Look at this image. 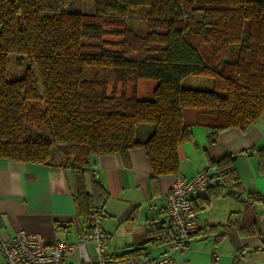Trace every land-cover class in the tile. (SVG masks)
<instances>
[{"label":"trees","instance_id":"16d2710c","mask_svg":"<svg viewBox=\"0 0 264 264\" xmlns=\"http://www.w3.org/2000/svg\"><path fill=\"white\" fill-rule=\"evenodd\" d=\"M135 18L142 34L126 26ZM12 57L15 67L25 66L10 79ZM190 78L199 87L188 86ZM136 81L155 82L147 98L135 85L126 95ZM263 115L264 0H93L89 13L74 0H0V160L47 166L60 155L85 223L92 213L102 218L107 197L96 181L85 192L91 158L124 159L140 147L152 178L173 176L191 127L211 129L214 140L229 129L246 131ZM213 170L210 181L219 183L203 202L228 189L243 194L231 156L210 163L206 172ZM173 239L163 228L146 233V243Z\"/></svg>","mask_w":264,"mask_h":264},{"label":"crops","instance_id":"0c3cea01","mask_svg":"<svg viewBox=\"0 0 264 264\" xmlns=\"http://www.w3.org/2000/svg\"><path fill=\"white\" fill-rule=\"evenodd\" d=\"M192 118V112L184 114L187 124ZM149 130L140 128V132ZM211 131L198 126L189 129L187 141L177 148L179 167L173 176L152 178L140 147L128 151L124 159L119 155L90 159L85 192L91 194L96 181L107 195L101 218L106 264H121L125 260L121 256L130 252L150 259L163 256L170 242L146 243V233L163 228L174 238L166 198L175 179L191 180L222 155H240L232 161L242 195H258L261 200L240 202L225 194L203 202L205 191L191 196L200 232L185 250L170 254V264H264V115L244 132L229 129L211 140ZM60 163L56 153L47 166L0 160V238L10 239L24 231L39 235L46 245L65 242L73 246L65 264H84L75 245L86 223L75 213L72 174ZM205 231L208 237H202ZM88 245L89 264H97L93 243L87 242L86 249Z\"/></svg>","mask_w":264,"mask_h":264},{"label":"built area","instance_id":"2783aa9c","mask_svg":"<svg viewBox=\"0 0 264 264\" xmlns=\"http://www.w3.org/2000/svg\"><path fill=\"white\" fill-rule=\"evenodd\" d=\"M92 174L96 176L94 172ZM210 185V177L206 171L198 173L189 181L177 177L166 198L167 222L174 229V239L167 244L166 253L153 259L139 254L123 260L121 264H170V254L185 250L192 237L200 232L190 197L206 191ZM202 237H208V232H203ZM87 242L93 243L96 263L106 264L103 249L107 239L101 230V217L96 213H92L87 219L84 234L75 245L78 260L84 264L90 263ZM72 250L73 246L65 242L46 245L39 235L24 231L17 232L10 239L0 238L2 264H65V255Z\"/></svg>","mask_w":264,"mask_h":264},{"label":"rangeland","instance_id":"374dc122","mask_svg":"<svg viewBox=\"0 0 264 264\" xmlns=\"http://www.w3.org/2000/svg\"><path fill=\"white\" fill-rule=\"evenodd\" d=\"M92 1L93 0H74V6L77 10H79L82 13H89L92 9ZM145 15V13H143ZM126 26L128 28H130L132 31H134L135 33H143L144 30V24L141 20L135 18V19H131L127 22ZM111 41H116V39L114 38H110ZM13 57L9 60V66H8V76L10 79L12 78H17V77H21V75L23 74V68L25 66V64H23L22 68L19 67H15L13 65ZM188 86L190 87H199L194 78H190L188 80ZM111 83L109 88L111 87ZM135 85L137 88V95L139 98L141 99H145L148 97V95L150 94L152 88L155 86V82H146V81H136L134 83L128 82L127 84V89H126V95L129 94L131 87ZM120 87L121 85L119 83H117L116 88L118 93H120ZM145 126V125H144ZM87 250L89 251V245L87 246Z\"/></svg>","mask_w":264,"mask_h":264},{"label":"water","instance_id":"95a60500","mask_svg":"<svg viewBox=\"0 0 264 264\" xmlns=\"http://www.w3.org/2000/svg\"><path fill=\"white\" fill-rule=\"evenodd\" d=\"M238 156H240V155H235V156H233V157H232V160H235ZM216 174H217V172H216L215 170H213V171H211V172L209 173V177H210V178H211V177H215ZM213 183H214V184H218V183H219V180H218V179H214V180H213ZM213 183H211V184H213ZM226 194H227V195H230V196H233V197H235V198H237L240 202H245V201H247V198H246L245 195H239V194H238L237 192H235L234 190L229 189V190L226 191Z\"/></svg>","mask_w":264,"mask_h":264}]
</instances>
